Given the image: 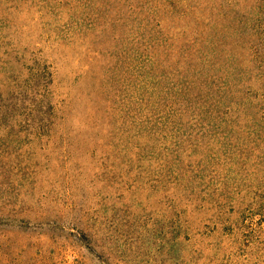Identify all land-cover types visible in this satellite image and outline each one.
<instances>
[{
    "label": "rangeland",
    "instance_id": "obj_1",
    "mask_svg": "<svg viewBox=\"0 0 264 264\" xmlns=\"http://www.w3.org/2000/svg\"><path fill=\"white\" fill-rule=\"evenodd\" d=\"M173 1L165 0V13L195 25L176 29L174 17L165 23L158 76L141 70L146 52L135 33L125 56L139 73L120 88L122 101L139 111L131 116L141 121L152 111L170 119L148 144L146 163H133L137 191L122 196L102 179L104 158L87 136L65 141L49 128L55 137H40L37 126L0 121V264H252L248 257L264 264V30L254 40L244 34V0ZM0 32L21 51L0 72L1 91L26 78L22 61L48 55L56 90L70 93L86 125L77 128L94 137L89 127L109 118L113 131V59L128 45L114 44L113 0H0ZM223 91L247 115L236 125L170 124L175 103L200 109ZM155 172L192 190L194 205L210 214L218 207L239 214L244 227L221 235L206 213L174 216L148 184Z\"/></svg>",
    "mask_w": 264,
    "mask_h": 264
},
{
    "label": "trees",
    "instance_id": "obj_2",
    "mask_svg": "<svg viewBox=\"0 0 264 264\" xmlns=\"http://www.w3.org/2000/svg\"><path fill=\"white\" fill-rule=\"evenodd\" d=\"M174 1L173 3H175ZM189 1L191 0H178L174 5H183ZM243 6L248 10L242 13L244 34L249 33V37L254 40L258 35L257 30H264V0H244ZM173 17L172 27L176 29H183L186 27L184 25H195V20L192 22L189 16L186 19L184 14L165 13V0H113L114 44H117L115 40H124L123 44H128L120 46L122 54L114 55L113 59V131L109 118L93 123V127H89L93 133H97L94 137L83 134L81 128H77L78 125H86L81 121L80 117L82 116L75 112L72 106L74 100L70 93L62 95L56 90V73L53 63L50 61L51 57L48 55L40 56L35 63H32L31 57L22 61L21 70L26 78L23 81L17 80L19 86L15 87L14 91H12V85L17 83L15 79H10V84L6 88L9 89L8 91L0 90V121L24 122L26 126H37L40 137L52 135L55 137L57 132L52 134V131H47L49 128L60 130L58 133L61 137L65 135V141L69 136L77 138L87 136L96 144L95 152H99L104 158L101 163L102 179L107 175L106 180L112 181L114 188L121 191L122 196L132 189L137 191L135 187L137 181L131 177L133 172L137 171L133 163L137 161L146 163L148 156L153 154L147 149L148 144L157 143L163 134L165 120L170 119L162 117V113L156 114L152 111L147 112L141 121H137V118L131 116L134 112L137 115L139 111L128 106L127 101H122L120 88L124 86L127 88L128 85L131 87L132 83L139 78V73L125 56H127L130 38L135 33L138 44L146 52V54L142 53V55H146V63L144 61L140 65L141 70L144 73L147 70V75L150 78L158 76L162 67L160 60L165 50L162 33L165 31V23H168ZM202 17L199 16L198 20ZM136 25L139 26V33L136 32ZM249 42L252 43V41ZM5 43L4 33L0 32V72H6L3 67L9 68L17 63L12 55L18 56L21 52L18 53L16 46ZM115 50L116 47L114 52ZM118 57H122L121 60ZM0 88L2 87L0 86ZM213 96L215 98L210 103L203 100L204 105L200 109L184 108L180 103H175L180 109H174L172 113H168L171 114L170 124L205 123V125H212L218 123L219 125L233 126L232 123L236 125L240 118H246L247 115L241 105L237 106V97H230L224 91ZM10 105L13 106L10 107ZM73 124L76 128L74 130L69 126H73ZM62 127H69V131L62 133ZM108 159H113V164ZM142 173L144 174V171ZM105 182V180L102 181V183ZM148 184L156 186L155 189L158 188L160 193L155 192L157 198L173 206L174 216L194 217L199 213H206L209 222H215V230L221 235L226 234V230H232L233 234H239L244 227L240 215L227 216L225 207L212 208L210 214L209 209L195 206V195L192 190L181 188L182 186L172 178H168L164 182L160 173L155 172L154 178ZM114 190L116 191V189ZM70 198L77 199L78 197L70 191ZM259 217L258 228L261 232L264 214H260ZM187 225L184 223L181 226L184 233L188 230ZM248 262L253 264V258L248 257Z\"/></svg>",
    "mask_w": 264,
    "mask_h": 264
}]
</instances>
